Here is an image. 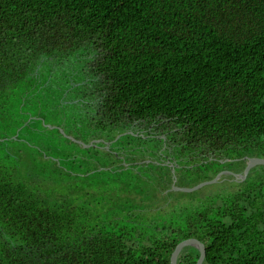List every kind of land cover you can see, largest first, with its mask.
Here are the masks:
<instances>
[{
    "label": "trees",
    "instance_id": "obj_1",
    "mask_svg": "<svg viewBox=\"0 0 264 264\" xmlns=\"http://www.w3.org/2000/svg\"><path fill=\"white\" fill-rule=\"evenodd\" d=\"M95 58L115 116L180 128L167 141L195 166L178 182L264 159V0H0V264H171L188 239L203 264H264V166L191 194L167 193L168 166L79 176L78 155L50 158L77 146L52 127L68 134L78 104L46 69ZM127 138L132 161L138 142L147 159L169 153L163 138ZM199 257L186 247L178 264Z\"/></svg>",
    "mask_w": 264,
    "mask_h": 264
},
{
    "label": "flooded vegetation",
    "instance_id": "obj_2",
    "mask_svg": "<svg viewBox=\"0 0 264 264\" xmlns=\"http://www.w3.org/2000/svg\"><path fill=\"white\" fill-rule=\"evenodd\" d=\"M102 62L98 58L75 61L63 60L57 64L62 65L61 69L57 68L56 65L48 66L46 69V83H49L50 79L56 78L59 83L63 84L58 88L62 90L63 98H69L64 103L71 104L74 102L78 104V107L73 110L76 118L75 125L68 128V134L65 133L64 129L54 127L63 130L66 136L78 141L79 143L66 137L78 148L84 147L89 151L87 156H77V161L84 162V165L89 169L76 174L87 176L89 173L101 170L114 172L116 165L134 169L135 165L155 163L168 166L173 175V183L176 182L177 185L179 177L177 171L195 166L192 164V158H186L182 153L173 150L172 147H175L176 143L167 141L168 135L179 131L180 128H177L170 120L161 117L147 120L144 118H131L129 115L115 116L112 109L106 107L112 88L107 84L108 78L101 76L102 70L98 68V64ZM55 72L60 73V75L54 77ZM47 88L49 96L54 93V86L50 85ZM166 129H169V132L163 134ZM129 135L143 139L163 138L165 147L169 148V153L163 154L162 149L159 152L160 157L158 160L147 159L146 146L142 142H138L139 151L133 155L134 161H132L131 141L127 138ZM123 138L126 139L121 141ZM50 158L59 162L53 157ZM198 158L200 157H195V159ZM201 163L206 162L200 161L197 165ZM221 163L224 162L221 161ZM80 168L77 165V170H80ZM223 177L227 178V176H222L221 180Z\"/></svg>",
    "mask_w": 264,
    "mask_h": 264
},
{
    "label": "water",
    "instance_id": "obj_3",
    "mask_svg": "<svg viewBox=\"0 0 264 264\" xmlns=\"http://www.w3.org/2000/svg\"><path fill=\"white\" fill-rule=\"evenodd\" d=\"M52 128H54V127H52ZM60 131L63 135H65L63 130H60ZM66 137L70 140L78 142L75 139H73L72 137H68V136H66ZM245 161H246V167H245L243 173L236 174V173H233L230 171L222 172V173L218 174L214 179L209 180V181H204V182H202V183H200V184H198L192 188H180L176 185V182H174L173 187L170 190H168L167 193L170 191H177V192H183V193H194L198 190H201L202 188H204L206 186L213 185V184L220 182L222 176H232L235 181H244L247 179L250 171L253 168H255L257 166H264V159L263 158L250 157V158H247ZM186 247L196 248L200 253V257H199L197 264H203L204 263L205 258H206V248H205L204 244L201 243L197 239H188V240H185V241H183L177 245V247L175 248V250L171 256V264H178V258L180 256V254L182 253V251Z\"/></svg>",
    "mask_w": 264,
    "mask_h": 264
},
{
    "label": "rangeland",
    "instance_id": "obj_4",
    "mask_svg": "<svg viewBox=\"0 0 264 264\" xmlns=\"http://www.w3.org/2000/svg\"><path fill=\"white\" fill-rule=\"evenodd\" d=\"M55 152L56 151L54 149H52V148L49 150V154L57 156L58 158H55V159L59 160V159H63L64 156H67V155H70V154L80 155V156H87V153L89 151L87 149H85L84 147L83 148L81 147V149H80L77 146H72V145H69V144H62L61 145V149L59 150V153L54 154ZM84 164H85L84 162L81 163V162L77 161L76 169H75L76 172L83 173V172L86 171L85 169H89ZM77 165L79 167H81L80 170H77ZM65 166H67V164H65ZM198 184H200V183H198ZM198 184H194L191 181L189 182V180H187V179H180L178 184H177V186L180 187V188H192V187H195ZM216 187H218V185H211V186H207V187L201 189L200 191H204V194H209L213 190H215ZM97 191H99V190L96 189L94 192H97ZM173 192L180 193V192H177V191H173ZM198 192H196V193H198ZM191 194H193V193H191Z\"/></svg>",
    "mask_w": 264,
    "mask_h": 264
}]
</instances>
